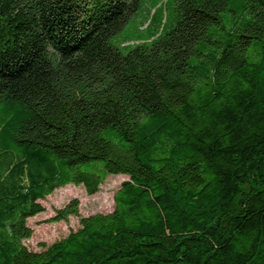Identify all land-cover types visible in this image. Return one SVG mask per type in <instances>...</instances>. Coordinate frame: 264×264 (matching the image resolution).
<instances>
[{
	"label": "trees",
	"instance_id": "1",
	"mask_svg": "<svg viewBox=\"0 0 264 264\" xmlns=\"http://www.w3.org/2000/svg\"><path fill=\"white\" fill-rule=\"evenodd\" d=\"M165 6L113 46L140 0H0V264H264V0ZM110 175L112 212L25 247Z\"/></svg>",
	"mask_w": 264,
	"mask_h": 264
},
{
	"label": "rangeland",
	"instance_id": "2",
	"mask_svg": "<svg viewBox=\"0 0 264 264\" xmlns=\"http://www.w3.org/2000/svg\"><path fill=\"white\" fill-rule=\"evenodd\" d=\"M159 3L164 9L162 18L160 11H157L150 17L147 13ZM165 0H140V8L130 18L124 30L111 39V44L115 46L114 39H122V41H130L145 36L146 30L140 28L144 22L146 26L150 23V29H157V20H162L165 29H168L172 23V16L169 10L165 11ZM145 26V27H146ZM144 27V28H145ZM140 28V30H138ZM139 31L140 34H139ZM120 42V41H118ZM122 52L124 50L122 49ZM127 180L124 175L107 176L104 182L98 187L95 194L88 195L82 186L66 185L55 189L50 195L40 200L39 203L44 211L32 218L26 220V225L32 230L31 237L23 241V244L29 251L38 252L43 250L55 241L63 239L69 232L76 231L79 228L80 218L94 214H108L114 209V195L119 189L122 182ZM70 201H77L78 216H69L66 220H54L56 211L62 209Z\"/></svg>",
	"mask_w": 264,
	"mask_h": 264
}]
</instances>
